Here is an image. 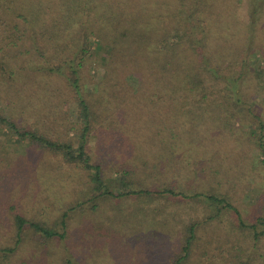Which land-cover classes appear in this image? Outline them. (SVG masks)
<instances>
[{
	"label": "trees",
	"instance_id": "trees-1",
	"mask_svg": "<svg viewBox=\"0 0 264 264\" xmlns=\"http://www.w3.org/2000/svg\"><path fill=\"white\" fill-rule=\"evenodd\" d=\"M260 67L264 0H0V264H264V188L237 200L264 171ZM53 157L85 176L70 200L29 189Z\"/></svg>",
	"mask_w": 264,
	"mask_h": 264
},
{
	"label": "rangeland",
	"instance_id": "rangeland-1",
	"mask_svg": "<svg viewBox=\"0 0 264 264\" xmlns=\"http://www.w3.org/2000/svg\"><path fill=\"white\" fill-rule=\"evenodd\" d=\"M254 62V61H253ZM258 69V68H257ZM261 73V82L258 84V76L259 72H254V80L251 82V92L255 93L256 97H258V100L260 102V109L262 110V115H264V67L259 68ZM261 85V87L258 86ZM248 125L244 127V131L248 132ZM8 133V128L5 126L0 125V144H3L5 148L8 147L9 150L15 151L16 149V140H14V137H11ZM73 139L74 142L77 144V137L76 134L73 133ZM220 148V145H216ZM229 146L231 144L229 143ZM216 147V148H217ZM243 147V146H242ZM248 146H246L247 148ZM252 154L254 155H260L261 158L264 157V153L260 149H255L252 151ZM47 155V154H45ZM49 156V155H47ZM54 161L56 162V167H48L46 169H42V172L39 171L40 179L35 182H30V191H36L40 196H45L46 194H52L56 189L57 193L63 192L65 199L70 200L72 195V188L74 186H78L80 182L82 183L83 179L85 178L84 174L81 173L77 168H73L72 166H69L67 163L63 162L60 157H53ZM52 159V160H53ZM249 170L247 167H245L246 173L243 177V184L242 187L246 186L247 184H250V190H246L243 192V190L237 194V200L238 201H244V202H250L252 200L253 195L256 193H261L264 188V171L261 168L257 169V173H255L253 166L251 165V162L249 160L248 162ZM256 168V167H255ZM117 170L114 167L109 166L108 170L106 171L107 180L114 181V178H116L119 174V172H116ZM36 176V175H35ZM49 176L51 178H49ZM55 177H57L59 180H56ZM17 183H19L18 180H16ZM5 187L8 189L10 186L6 183ZM11 191V189H9ZM22 201H27L28 205H30V211L32 213H36L39 210L43 211V205L40 203L37 198H30L29 196L22 197ZM48 202V201H47ZM44 203L45 204H47ZM122 206L118 203L121 208H125V211L129 210L130 208L136 206L137 204L143 205V203H146L144 199L139 200H124L122 201ZM107 204L111 205L112 202L110 200L107 201ZM42 206V207H41ZM91 207L87 204L83 208V210L77 211V213L74 215V219L72 222V225L70 226V237L68 238V245L69 249H82V245L84 243L83 240H90L93 238L92 234L90 233V226L94 224L95 219V213L92 212ZM111 206L107 207V211L111 212L112 209H110ZM118 209V206L115 207V210ZM200 210V209H198ZM183 211L179 212L182 213ZM165 214V212H163ZM179 216V214H177ZM164 216V215H163ZM173 227H166L161 228L164 229L163 231L169 230L171 233V239L177 237V229ZM169 237V239H170Z\"/></svg>",
	"mask_w": 264,
	"mask_h": 264
}]
</instances>
